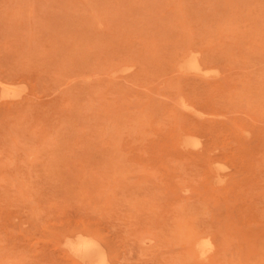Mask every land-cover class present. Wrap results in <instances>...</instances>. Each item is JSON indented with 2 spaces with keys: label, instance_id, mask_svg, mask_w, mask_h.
<instances>
[{
  "label": "rangeland",
  "instance_id": "374dc122",
  "mask_svg": "<svg viewBox=\"0 0 264 264\" xmlns=\"http://www.w3.org/2000/svg\"><path fill=\"white\" fill-rule=\"evenodd\" d=\"M0 83V264H264V0H0Z\"/></svg>",
  "mask_w": 264,
  "mask_h": 264
},
{
  "label": "bare ground",
  "instance_id": "6f19581e",
  "mask_svg": "<svg viewBox=\"0 0 264 264\" xmlns=\"http://www.w3.org/2000/svg\"><path fill=\"white\" fill-rule=\"evenodd\" d=\"M191 49H192V48H191ZM198 49H199V48H198ZM192 51H193V50H192ZM199 51H200V49H199ZM181 53H182V51H181ZM194 53H195V52H194ZM200 53H201V52H200ZM184 54H185V53H184ZM182 55H183V54H182ZM180 57H181V56H180ZM200 57H201V56H200ZM211 57H212V56H211ZM178 58H179V57H178ZM188 59H189V58H188ZM190 59H194L193 56H192ZM190 59L188 60V61H189V64H190ZM176 60H177V59H176ZM185 60H186V59H185ZM185 60H183V64H185V62L188 63V61H187V60L185 61ZM199 61H200V60H199ZM175 62H176V61H175ZM175 62H174V64H175ZM127 63H128V62H127ZM131 63H133V62H131ZM113 64H115V63H113ZM120 64H121V63H120ZM133 64H134V63H133ZM181 64H182V63H181ZM186 65H187V64L182 65V66H185V67H186ZM191 65L194 66V69L192 68L191 70H197V69H195V67H197V68L199 67V66H198V63H196V60H195V59H194V61L191 62ZM131 66H132V65H131ZM182 66L179 64V67H182ZM214 67H215V66H214ZM217 67H218V66H217ZM220 67H221V66H220ZM131 68H132V67H131ZM204 68H205V67H204ZM207 68H209V67H207ZM180 69H181V68H180ZM185 69H186L187 71H189L190 67H189V69H187V68H185ZM202 69H203V68H202ZM209 69L212 70L213 68L210 67ZM209 69L206 70V71H209L208 74H212V73H211V70H209ZM215 70H217V69L212 70V71H213V74L216 73V72H214ZM12 71H13V70H12ZM202 71H204V70H202ZM14 72H15V71H14ZM14 72H13V73H14ZM115 73H117V72L115 71ZM204 73H207V72H204ZM184 74H185V73H184ZM188 74H189V73H188ZM198 74H199V72H198ZM204 75H205V74H204ZM217 75H218V74H217ZM11 76H12V75H11ZM207 76H208V75H207ZM213 77H214V76H213ZM1 78H2V77H1ZM205 78H206V77H205ZM219 78H221V77H219ZM206 79H207V78H206ZM2 83H3V82H2ZM0 84H1V83H0ZM196 84H197V83H196ZM198 84H199V83H198ZM1 85H3V84H1ZM214 85H215V84H214ZM219 85H220V84H219ZM4 86H5V85H4ZM7 86H8V85H7ZM7 86H6V87H7ZM217 86H218V85H217ZM216 88H217V87H216ZM213 89H215V86L213 87ZM208 94H209V93H208ZM1 96H3V95H1ZM1 96H0V97H1ZM92 96H94V95L92 94ZM92 96H91V97H92ZM209 96H210V95H209ZM209 98H210V97H209ZM209 98H208V99H209ZM189 102H190V101H189ZM185 103H186V102H185ZM186 104H187V103H186ZM188 105H189V104H188ZM188 105H187V106H188ZM190 105H191V106H190ZM190 105H189L188 107H190V109H192V107H193L192 105H193V104H190ZM202 106H203V104H202ZM182 107H185V105L182 106ZM184 109H187V108H184ZM190 109H188V110L190 111ZM197 109H199V107H198ZM204 109H205V108H204ZM195 110H196V109H194V112L197 111V110H196V111H195ZM200 110H201V109H200ZM181 112H182V111H181ZM191 112L193 113V110H192ZM198 112H199V110H198ZM200 112H202V110H201ZM186 113H187V112H186ZM190 114H191V113H190ZM190 114H189V115H190ZM194 114H195V113H194ZM194 114H193V115H194ZM195 115H196V114H195ZM197 115H198V114H197ZM197 115H196V116H197ZM191 117H192V115H191ZM196 130H197V129H196ZM189 132H191V131H189ZM197 134H198V133H197ZM188 136H189V135H187V137H188ZM190 136H191V135H190ZM192 136H193V135H192ZM182 137H183V135H182ZM185 137H186V136H185ZM197 137H198V136H197ZM197 137H196V135H195V138H196V139H197ZM200 137H201V136H200ZM198 139H199V137H198ZM198 139H197V140H198ZM182 141H183V140H182ZM188 141H189V140H188ZM190 141H192V140H190ZM195 141H196V140H195ZM198 141H199V140H198ZM198 141H197V144H199ZM200 142H201V141H200ZM185 145H186V144H185ZM194 145H195V142H194ZM200 145H201V144H199V146H200ZM187 146H188V145H187ZM196 146H197V145H196ZM182 147H183V146H182ZM183 148H184V147H183ZM198 151H199V150H198ZM198 151H197V152H198ZM205 151H206V150H205ZM206 152H207V151H206ZM203 155H204V154H203ZM203 155H202V156H203ZM201 158H202V157H201ZM211 161H212V160H211ZM217 162H218V161H217ZM208 163H209V162H208ZM205 165H207V164H205ZM217 165H219V164H217ZM222 165L225 166L226 164H223V163H222ZM222 165H221V166H222ZM222 167H223V166H222ZM226 167H227V166H226ZM218 168H219V167H218ZM220 168H221V167H220ZM210 169H211V168H210ZM210 173H211V172H210ZM219 175H220V172H219ZM207 176H208V175H207ZM221 176H222V175H221ZM231 176H232V175H231ZM208 177H209V176H208ZM218 178H221V177H218ZM222 178H224V176H223ZM216 180H218V179H216ZM29 181H30V179H29ZM214 182H215V181H213V184H214ZM216 183H217V182H216ZM32 185H33V184H32ZM29 186H30V183H29ZM34 187H36V186H34ZM183 201H185V200H183ZM181 203H183V202L181 201ZM181 203H180V205H181ZM199 203H201V202H199ZM187 205H188V204H187ZM202 205H203V204H202ZM178 206H179V205H178ZM180 207H181V206H180ZM189 207H190V206H189ZM195 207H196V206H195ZM182 208H183V207H181V209H182ZM204 208H205V207L203 206L202 209H204ZM183 209H184V208H183ZM194 209H195V208H194ZM194 209H193V211H194ZM195 210H196V209H195ZM204 210H205V209H204ZM204 210H203V212H201L200 214H199L198 211H197V213H198L200 216H202V214L204 213ZM187 211H188V210H187ZM190 211H191V210H190ZM199 211H200V209H199ZM187 213H188V212H187ZM175 214H178V213H175ZM192 214L194 215V213H192ZM195 214H196V213H195ZM182 215H183V214H182ZM184 215H185V214H184ZM184 215H183V217H184ZM177 216H178V215H177ZM187 216H188V215H187ZM189 216H191V213H190ZM204 216H205V214H204ZM204 216H203V217H204ZM173 217H175V215H174ZM196 217H199V216H196ZM203 217H202V218H203ZM193 218H194V217H191L190 219H193ZM199 218H200V217H199ZM199 218H198V219H199ZM180 219H181V218H180ZM185 219H186V218H185ZM185 219H184V220H185ZM195 219H196V218H195ZM198 219H197V220H198ZM186 220H188V219H186ZM181 221H182V220H181ZM194 221H195V220H194ZM199 221H200V220H198V222H199ZM195 222H196V221H195ZM182 223L184 224L185 222H182ZM196 223H197V222H196ZM186 224H187V223H186ZM186 224L183 225V226H185V228H186ZM192 224H193V223H192ZM199 224H200V222H199L197 225L195 224L196 227H198ZM187 225H188V224H187ZM174 226H175V225H174ZM181 226H182V225H181ZM189 226H190V224H189ZM190 227H191V226H190ZM199 227H200V225H199ZM199 227H198V229H199ZM191 228H193V227H191ZM205 228H206V227H205ZM205 228H204V229H205ZM81 229H82V228H81ZM180 229H181V228H180ZM186 229H187V228H186ZM204 229H203V230H204ZM208 229H209V228H208ZM76 230H77V229H76ZM83 230H84V228H83ZM83 230H82V231H83ZM86 230H87V228H86ZM182 230H184V229H182ZM188 230H189V231H192V230H194V229H192V230L188 229ZM196 230H197V229H196ZM66 231H67V230H66ZM84 231H85V230H84ZM91 231H92V230H91ZM91 231H90V233H91ZM171 231H172V230H171ZM180 231H181V230H180ZM204 231H205V230H204ZM68 232H69V231H68ZM87 232H88V231H87ZM192 232H193V231H192ZM197 232H198V230H197ZM197 232H195V233L197 234ZM209 232H210V229H209ZM64 233H65V232H64ZM64 233H63V234H64ZM70 233H71V232H70ZM190 233H191V232H190ZM199 233H201V231L198 232V234H199ZM203 233H204V232H203ZM213 233H214V232H213ZM78 234H79V233H78ZM172 234H175V233L172 232ZM176 234H177V233H176ZM192 234H193V233H192ZM198 234H197V235H198ZM214 234H215V233H214ZM90 235H92V234H90ZM178 235H184V232H183V234H180V233H179V234H177V236H176L177 238H178V237L181 238V236H178ZM193 235H194V234H193ZM215 235H216V234H215ZM96 236H97V234H96ZM171 236H172V235H171ZM184 236H185V235H184ZM82 237H83V236H82ZM85 237H86V236H85ZM172 237H173V236H172ZM187 237H188V236H187ZM213 237H214V236H213ZM66 238H67V237H66ZM92 238H93V237H92ZM98 238H99V237H98ZM184 238H185V237H184ZM204 238H206V237H204ZM208 238H209V236H208ZM211 238H212V237H211ZM68 239H69V237H68ZM185 239H187V238H185ZM201 239H203V238L201 237ZM65 240H67V239H65ZM70 240H71V239H70ZM73 240H74V239H73ZM180 240H181V239H180ZM206 240H207V239H206ZM209 240H212V239L209 238ZM68 241H69V240H68ZM183 241H184V240H183ZM202 241H203V240H202ZM98 242H99V241H98ZM103 242H104V240H103ZM181 242H182V241H181ZM184 242H185V241H184ZM198 242H199V241H198ZM198 242H197V243H198ZM211 242H212V241H211ZM185 243H186V242H185ZM189 243H190V242H189ZM197 243H196V244H197ZM206 243H207V242H206ZM206 243H204V244H199V243H198L197 245L201 246L202 248H201V247H200V248L203 249V247L205 246ZM58 244H59V243H58ZM67 244H69V243H67ZM70 244H72V243L70 242ZM70 244H69V246L72 247V245H70ZM78 244H79L78 247L75 246L76 249L78 248L79 250H81V251H82L84 254H86V255L94 254V255H97V257H98V249H99V248H98L97 244H96L94 241H91V240H81V241L78 242ZM64 245H65V244H64ZM75 245H76V244H75ZM100 245H101V244H100ZM104 245H107V244L104 243ZM197 245H196V246H197ZM57 246H58V245H57ZM59 246H60V245H59ZM211 246H212V245H211ZM213 246H214V244H213ZM219 246H220V245H219ZM101 247H102V245H101ZM106 247H107V246H106ZM185 247H186V244H185ZM215 247H216V246H215ZM215 247H214V248H215ZM217 247H218V246H217ZM186 248H187V247H186ZM197 248H198V250H199V247H197ZM206 248H207V247H206ZM206 248H205V250H207ZM209 248H210V247H208V249H209ZM218 248H219V247H218ZM72 249H73V247H72ZM107 249L109 250V248H107ZM215 249H217V248H215ZM108 250H107V251H108ZM212 250H213V249H212ZM102 251H103V250H102ZM110 251H111V250H110ZM110 251H108V252H110ZM201 251H203V250H200V252H201ZM73 252H74V250H73ZM73 252H72V253H73ZM130 252H132V251H130ZM112 253H113V252H112ZM206 253H207V252H206ZM113 254H114V253H113ZM209 254H210V253H209ZM213 254H214V253H213ZM109 255H110V254H109ZM115 255H116V254H115ZM198 255H199V254H198ZM204 255H205V254H204ZM111 256H112V255H110V257L108 256L109 259L111 258ZM113 256H114V255H113ZM207 256H208V255H207ZM213 256H214V255H213ZM213 256H212V257H213ZM198 257H199V256H198ZM79 258H80V257H79ZM81 258H82V257H81ZM203 258H204V256H203ZM203 258H202V259H203ZM75 259H76V258H75ZM199 259H200V258H199ZM88 260H89V259H88ZM90 260H91V258H90ZM84 262H85V261H84ZM93 262H94V261H93ZM95 262H96V261H95ZM104 263H105V262H104L103 259H100V260H99V264H104ZM109 263H110V262H109ZM64 264H65V263H64ZM94 264H95V263H94Z\"/></svg>",
  "mask_w": 264,
  "mask_h": 264
}]
</instances>
